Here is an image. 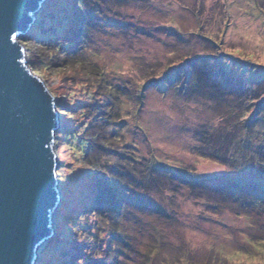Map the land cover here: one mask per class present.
<instances>
[{
	"label": "rangeland",
	"instance_id": "obj_1",
	"mask_svg": "<svg viewBox=\"0 0 264 264\" xmlns=\"http://www.w3.org/2000/svg\"><path fill=\"white\" fill-rule=\"evenodd\" d=\"M18 40L59 115L35 264H264V0H45Z\"/></svg>",
	"mask_w": 264,
	"mask_h": 264
},
{
	"label": "water",
	"instance_id": "obj_2",
	"mask_svg": "<svg viewBox=\"0 0 264 264\" xmlns=\"http://www.w3.org/2000/svg\"><path fill=\"white\" fill-rule=\"evenodd\" d=\"M45 0H0V264H35L59 203L54 97L18 37Z\"/></svg>",
	"mask_w": 264,
	"mask_h": 264
},
{
	"label": "trees",
	"instance_id": "obj_3",
	"mask_svg": "<svg viewBox=\"0 0 264 264\" xmlns=\"http://www.w3.org/2000/svg\"><path fill=\"white\" fill-rule=\"evenodd\" d=\"M62 47V45H60V48ZM261 113V111L259 110V109H255V111L253 112V114H252V117H250L249 118V120H252L253 119V121H257L258 120V116H259V114ZM254 125V124H253ZM90 137H88V138H86V139H82V142H83V144H85V153L86 154H90V153H92V151H94L95 150V147L97 146V142H95V141H93V139L90 141ZM100 142V145H99V147H104V145H101V140L99 141ZM152 173V172H151ZM190 178H192V179H196L195 177H190ZM228 180V179H227ZM102 204V203H101ZM241 205H244L245 207H246V209L247 208H250L249 207V205L248 206H246V204H244L243 202L241 203ZM248 212H250V210L248 209Z\"/></svg>",
	"mask_w": 264,
	"mask_h": 264
}]
</instances>
